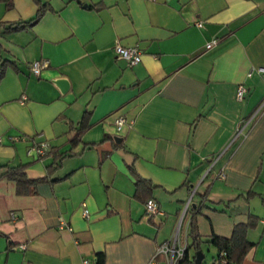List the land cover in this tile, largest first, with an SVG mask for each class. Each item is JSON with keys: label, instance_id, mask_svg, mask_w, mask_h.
Wrapping results in <instances>:
<instances>
[{"label": "crops", "instance_id": "0c3cea01", "mask_svg": "<svg viewBox=\"0 0 264 264\" xmlns=\"http://www.w3.org/2000/svg\"><path fill=\"white\" fill-rule=\"evenodd\" d=\"M41 1L30 27L0 29L12 62L0 77V264H169L157 245L177 225L183 240L184 210L198 207L200 264L216 254L206 239L248 214L254 244L239 264H264V0ZM37 7L0 0V22ZM115 42L137 45L139 61ZM34 59L46 61L37 74ZM38 139L50 147L40 158L25 152ZM6 166L46 178L17 193Z\"/></svg>", "mask_w": 264, "mask_h": 264}, {"label": "trees", "instance_id": "16d2710c", "mask_svg": "<svg viewBox=\"0 0 264 264\" xmlns=\"http://www.w3.org/2000/svg\"><path fill=\"white\" fill-rule=\"evenodd\" d=\"M38 4L36 12L33 16L13 22H0V29L8 32L18 30L22 28L30 27L42 14L46 3L41 0H35ZM12 63L8 59H0V77L4 72V68L7 64ZM86 121L84 114L81 116L78 125L75 128V135L73 140L76 139V134L82 130ZM54 155L60 157L63 155L62 152L55 153ZM49 169V165H47ZM3 175L12 179L15 182V191L17 193H27L33 190L35 184L39 180H44L46 176L29 178L25 175L21 166H6ZM140 185L148 186V182L141 178L135 179V189H139ZM148 198L145 196L143 200ZM199 208V207H198ZM198 208H186L182 216V225L184 228L185 245L181 256L174 264H194L193 257L194 251L200 249L202 239L198 233L195 214ZM256 216L252 214L247 215V219L244 222H237L233 225L231 233L228 236H222L217 234H211L206 241L214 246L216 254L213 256L209 264H239L242 260L246 251L254 244L246 238L245 232L249 226H252ZM97 260H101L102 254L97 253Z\"/></svg>", "mask_w": 264, "mask_h": 264}, {"label": "built area", "instance_id": "2783aa9c", "mask_svg": "<svg viewBox=\"0 0 264 264\" xmlns=\"http://www.w3.org/2000/svg\"><path fill=\"white\" fill-rule=\"evenodd\" d=\"M196 24L200 25V22L197 21ZM215 42H216V38H211L209 41L205 42V47H209ZM112 49L116 56H119L125 59L129 65L137 63L140 59L141 51L137 45L125 46V45L119 44L118 42H115L113 44ZM45 64H46L45 60L34 59L33 61L30 62V70L32 73L37 74L39 72V69ZM244 90H245L244 86L239 83L236 87L235 97L237 99H240L243 96ZM23 97L24 95L21 96V98ZM263 103H264V98L260 102V104L256 107L254 112H256V110H258L262 106ZM123 122H124V118L122 116H118L115 119L116 128L119 129L120 125ZM238 132L239 131H237V133ZM17 138L18 137H14V139H17ZM49 149H50L49 144L45 139H38V140H32L30 143H28L25 147V152L27 154H33L36 157L40 158V157H43L49 151ZM143 207H144V213L147 217H150L151 215L159 212L157 203L155 199L152 197H148L144 200ZM86 212H87V209L83 207L82 213L86 215ZM178 230H179V225L176 226V229L171 239L169 241L159 243L155 250V255L158 253L167 255L169 264H174L179 259L184 249L185 238L179 241ZM75 264H93V262L89 258L82 257ZM145 264H158V263L153 255L146 261Z\"/></svg>", "mask_w": 264, "mask_h": 264}, {"label": "water", "instance_id": "95a60500", "mask_svg": "<svg viewBox=\"0 0 264 264\" xmlns=\"http://www.w3.org/2000/svg\"><path fill=\"white\" fill-rule=\"evenodd\" d=\"M82 4L85 5V3H82ZM60 83H64V82L61 80ZM202 256H203V253L200 249L194 251V257H193L194 264H200Z\"/></svg>", "mask_w": 264, "mask_h": 264}]
</instances>
